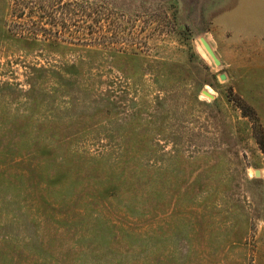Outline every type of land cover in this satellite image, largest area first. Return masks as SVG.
<instances>
[{
	"label": "rangeland",
	"instance_id": "1",
	"mask_svg": "<svg viewBox=\"0 0 264 264\" xmlns=\"http://www.w3.org/2000/svg\"><path fill=\"white\" fill-rule=\"evenodd\" d=\"M0 264H264V0H0Z\"/></svg>",
	"mask_w": 264,
	"mask_h": 264
},
{
	"label": "water",
	"instance_id": "2",
	"mask_svg": "<svg viewBox=\"0 0 264 264\" xmlns=\"http://www.w3.org/2000/svg\"><path fill=\"white\" fill-rule=\"evenodd\" d=\"M202 45L204 46L205 50L208 52V54L214 59L215 63L218 64V61L215 59L214 54L211 50V48L209 47V45L207 44V42L204 39H201ZM221 80H223L224 78L221 77Z\"/></svg>",
	"mask_w": 264,
	"mask_h": 264
},
{
	"label": "trees",
	"instance_id": "3",
	"mask_svg": "<svg viewBox=\"0 0 264 264\" xmlns=\"http://www.w3.org/2000/svg\"><path fill=\"white\" fill-rule=\"evenodd\" d=\"M258 145H259V146L262 145L261 142H259V140H258Z\"/></svg>",
	"mask_w": 264,
	"mask_h": 264
}]
</instances>
